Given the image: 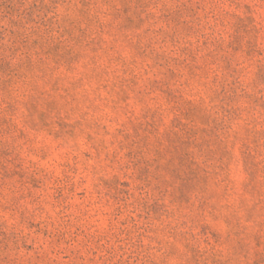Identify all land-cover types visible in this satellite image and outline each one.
Wrapping results in <instances>:
<instances>
[{
    "label": "rangeland",
    "instance_id": "rangeland-1",
    "mask_svg": "<svg viewBox=\"0 0 264 264\" xmlns=\"http://www.w3.org/2000/svg\"><path fill=\"white\" fill-rule=\"evenodd\" d=\"M0 264H264V0H0Z\"/></svg>",
    "mask_w": 264,
    "mask_h": 264
}]
</instances>
